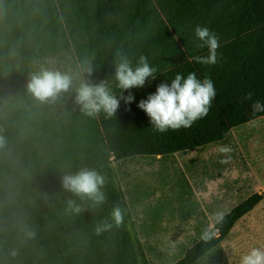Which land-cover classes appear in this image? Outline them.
Returning <instances> with one entry per match:
<instances>
[{"label":"trees","instance_id":"trees-1","mask_svg":"<svg viewBox=\"0 0 264 264\" xmlns=\"http://www.w3.org/2000/svg\"><path fill=\"white\" fill-rule=\"evenodd\" d=\"M197 26L219 39L215 65L194 59L208 56L197 47ZM120 55L133 67L147 57L156 78L122 93L114 79ZM42 69L72 78L55 102L28 91ZM193 72L214 84L208 114L190 128L156 131L138 104ZM85 81L105 82L120 99L115 116L84 113L76 91ZM261 117L264 0H0V264H151L114 162L194 149ZM85 168L105 177L102 205L63 188L64 175ZM262 200L264 191L237 204L209 230L216 232L210 241L201 237L174 264H195ZM116 205L123 224L97 235Z\"/></svg>","mask_w":264,"mask_h":264},{"label":"rangeland","instance_id":"rangeland-1","mask_svg":"<svg viewBox=\"0 0 264 264\" xmlns=\"http://www.w3.org/2000/svg\"><path fill=\"white\" fill-rule=\"evenodd\" d=\"M225 148L228 151H222ZM259 149L264 152V117L231 127L222 140L194 149L114 162L133 214L132 231L139 235L151 264H174L186 247L211 229L216 213H226L262 190L249 181L241 166V154L259 161ZM244 179L247 186L236 197L218 201L222 182L240 185ZM242 244L241 251L236 247L229 251L231 256L216 250L198 264H241V258L253 248L264 251L259 243L252 248L249 241Z\"/></svg>","mask_w":264,"mask_h":264},{"label":"clouds","instance_id":"clouds-1","mask_svg":"<svg viewBox=\"0 0 264 264\" xmlns=\"http://www.w3.org/2000/svg\"><path fill=\"white\" fill-rule=\"evenodd\" d=\"M196 37L201 42L197 47H207L208 56L196 57L197 62L206 65H215L218 61L217 50L220 47L219 39L207 27L197 26ZM156 69L151 67L147 57L140 56L135 67L126 55H120L115 64V81L122 93L133 88H143L148 78L155 79ZM91 76L92 69H88ZM28 91L41 103L55 102L62 93L72 87V78L60 71L42 69L38 74L31 76ZM216 96L213 82L210 79L200 80L196 73H189L185 78L177 74L171 84H160L156 92L146 100H141L138 107L146 113L152 127L156 131L164 133L169 129L179 130L190 128L194 122L205 117ZM122 98V97H121ZM251 96L249 95L248 99ZM134 96L129 95L125 102L131 104ZM76 102L82 107L84 113L95 117L104 112L111 118L116 115L120 107V99L111 91L105 82L92 85L88 81L81 83L76 91ZM254 105V107L258 106ZM4 139L0 137V146ZM222 151H228L227 148ZM63 188L81 199L87 198L97 206L106 201V195L102 191L105 185V177L92 169H82L75 174H66L62 178ZM69 209L79 213L80 208L75 200H68ZM225 213L215 214L216 221L222 222ZM112 223L104 222L97 225V235L110 230L113 226L120 227L124 222V213L119 205L113 207L111 212ZM216 232L205 230L202 239L210 241ZM241 264H264V251L253 248L247 255L241 258Z\"/></svg>","mask_w":264,"mask_h":264},{"label":"crops","instance_id":"crops-1","mask_svg":"<svg viewBox=\"0 0 264 264\" xmlns=\"http://www.w3.org/2000/svg\"><path fill=\"white\" fill-rule=\"evenodd\" d=\"M259 148H262L260 144H259ZM241 155L244 159V162H242L241 166L244 167L246 171V175L249 177L247 178L249 179V181L256 182L257 184H259V187H262L261 188L262 190H260L259 192L264 191V152H262V150L259 149V161L255 160L254 158H251L254 159L251 160L248 157L244 156V154ZM245 182H246L245 179L242 181V184L240 185H230V184L227 185L222 182V188L219 191L218 201L223 202L227 200L228 201L232 200L234 197H236L234 194L246 188L247 185H245ZM235 206H233L232 208H234ZM232 208H230V210ZM189 241L190 240H187V242ZM197 241H195L194 243L190 244L188 247L185 248L181 258L184 256L186 251H188ZM245 241L250 242L251 248L254 247L257 243H259V248L264 246V200L258 203L248 214L240 218L235 223L229 234L214 249H212L209 253H207L205 256L199 259L195 264H198L205 258H208V256H211L210 254H214L215 252H217L216 250H219L218 251L220 252L219 254L228 255L229 251H231L232 248L236 247L237 251L239 252L241 251L239 250V246L241 245L240 246L241 249L244 248L242 247L243 245L242 243H245ZM229 255L231 256V254Z\"/></svg>","mask_w":264,"mask_h":264}]
</instances>
